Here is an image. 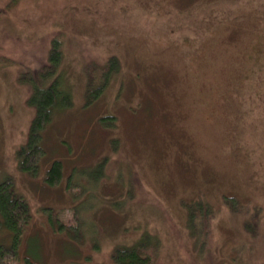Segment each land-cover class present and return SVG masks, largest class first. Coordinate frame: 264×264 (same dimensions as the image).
I'll use <instances>...</instances> for the list:
<instances>
[{"label":"rangeland","instance_id":"obj_1","mask_svg":"<svg viewBox=\"0 0 264 264\" xmlns=\"http://www.w3.org/2000/svg\"><path fill=\"white\" fill-rule=\"evenodd\" d=\"M56 43L73 101L42 130L32 176L17 153L34 115L24 79ZM112 56L117 70L84 106ZM6 175L30 206V263L106 264L147 234L153 264H264V0H0ZM201 198L209 211L190 214Z\"/></svg>","mask_w":264,"mask_h":264},{"label":"trees","instance_id":"obj_2","mask_svg":"<svg viewBox=\"0 0 264 264\" xmlns=\"http://www.w3.org/2000/svg\"><path fill=\"white\" fill-rule=\"evenodd\" d=\"M57 49L56 43L51 48V56L46 64L43 67L34 69L32 77L24 79V84L30 87L27 101L34 108V115L29 128L28 140L19 148L17 153L20 160L19 167L23 172L32 176L37 174L41 158L45 155L44 147L41 144L42 130H44L46 123L51 120L56 110L70 106L73 101L69 87L63 83L64 74L59 71L60 57ZM106 64V70H103L101 74V85L94 91L91 89L93 84L90 85L92 78L87 79L84 106L98 97L107 81L113 77V71L117 70L116 57H110ZM99 120L106 125L107 123H114V115L103 114ZM44 176V180L49 185L54 186L59 183L63 177L62 161L57 158L52 159L45 170ZM9 179L12 180L10 176L6 175L0 180V230L7 232L5 241L0 238V264H18L21 258L26 264H34L30 263V260L19 252L24 226L31 218L30 206L24 196L15 191L13 180L10 181ZM206 206L204 198H201L200 201L188 206L186 209L190 214L193 212L205 214L206 211H209ZM44 208V212L48 213L51 219V210ZM247 209L245 207V210ZM55 216L58 217L57 213ZM252 216H256L255 211H252ZM53 220L55 219L53 218ZM61 226L65 227L63 223L60 225V229ZM244 226H248L251 232L255 231L256 228L258 229L252 219L251 221L245 219ZM191 231L193 232L192 228ZM149 243H151L149 235L144 234L134 243L115 245L111 252V262L106 264H153L151 256L146 252Z\"/></svg>","mask_w":264,"mask_h":264}]
</instances>
